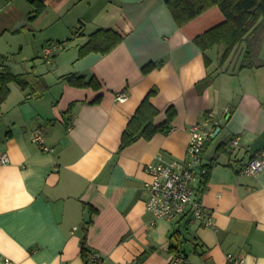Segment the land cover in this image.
Returning a JSON list of instances; mask_svg holds the SVG:
<instances>
[{"label": "crops", "instance_id": "obj_1", "mask_svg": "<svg viewBox=\"0 0 264 264\" xmlns=\"http://www.w3.org/2000/svg\"><path fill=\"white\" fill-rule=\"evenodd\" d=\"M41 2L44 11L29 31L51 28L68 65L60 55L56 78L44 80L47 89L38 98L11 84L0 106V154L9 159L0 165V264H84V235L100 264H174L178 257L182 264H228L227 255L264 264V170L256 176L237 171L240 161L264 151V65L238 70L234 55L221 66V47L202 53L195 46L194 38L223 22L219 8L177 27L163 0ZM31 10L29 0L23 7L0 0V38L18 33L11 26ZM99 29L117 32L121 42L106 54L79 57ZM255 48L264 62V34ZM2 49L11 68L13 56ZM147 65L152 68L144 73ZM68 74L95 79L99 87L71 86L61 80ZM151 89L157 92L150 102L161 112L155 124L166 120L167 108L174 110L170 131L119 151L127 123ZM120 93L124 102L116 100ZM208 112L222 117L213 140L220 138L203 149L209 175L195 189L215 228L187 217L156 219L145 208L144 166L158 156L183 161L189 128ZM39 126L51 152L32 142ZM233 136L240 138L236 148Z\"/></svg>", "mask_w": 264, "mask_h": 264}, {"label": "trees", "instance_id": "obj_2", "mask_svg": "<svg viewBox=\"0 0 264 264\" xmlns=\"http://www.w3.org/2000/svg\"><path fill=\"white\" fill-rule=\"evenodd\" d=\"M163 2L177 27L183 26L213 6L218 7L224 17L223 22L194 38L195 46L202 53L214 47H221L222 52L219 59L221 66L234 55L240 58L237 61L238 70L264 65V62L259 60L255 48L260 41V36L264 34V0H163ZM29 4L32 10L28 13L27 20L33 22L43 13L44 5L41 0H29ZM121 40L122 37L117 32L99 29L89 35L87 41L79 48V57L91 52L106 54L115 48ZM204 56L205 64L208 65L210 61L205 54ZM9 63V57L0 55V106L7 98L11 84L18 86L22 91H27L29 97L42 96L47 89L44 78L33 71L14 74ZM151 68L147 65L143 68V72L146 73ZM209 79V77L206 78L201 85H207ZM61 80L74 87H99V83L95 79L86 82L74 74L62 76ZM156 92L155 89H151L137 107L122 133L119 151L139 139L149 140L156 134L165 135L170 131L175 114L172 107L165 111L166 120L155 124V120L161 112L152 105L150 98ZM71 111L72 108L69 107L66 114H71ZM208 175L209 172L206 169V173L201 176L202 182L207 180ZM93 254L95 253H89L86 247L84 235L80 249L84 264L101 263V257L98 261L90 260Z\"/></svg>", "mask_w": 264, "mask_h": 264}, {"label": "built area", "instance_id": "obj_3", "mask_svg": "<svg viewBox=\"0 0 264 264\" xmlns=\"http://www.w3.org/2000/svg\"><path fill=\"white\" fill-rule=\"evenodd\" d=\"M59 47L50 45L43 48L45 62H50ZM126 94L120 93L116 100L124 102ZM222 126L220 115L208 112L203 121L189 128V141L183 161H167L158 156L154 162L144 166V173L148 180L142 185V192L146 195L145 208L156 219L174 221L187 217L189 223L198 222L201 227L214 229L215 224L206 213L202 201L196 193V181L206 173L202 165V152L206 144L210 143L218 134ZM32 142L37 144L43 152H51L52 148L46 145L44 129L39 126L32 132ZM240 143L239 136L230 139L234 148ZM9 162L5 153L0 154V165ZM264 170V151L256 153L247 160L240 161L237 171L240 175L256 176ZM98 254H93L90 260H99ZM228 264H243V260L227 255ZM183 259H174V264H182Z\"/></svg>", "mask_w": 264, "mask_h": 264}, {"label": "rangeland", "instance_id": "obj_4", "mask_svg": "<svg viewBox=\"0 0 264 264\" xmlns=\"http://www.w3.org/2000/svg\"><path fill=\"white\" fill-rule=\"evenodd\" d=\"M16 7H23L26 0H11ZM0 12V17H1ZM24 21L15 22L10 29H18V33H7L0 38V50L3 48V54L12 55L11 68L14 73H21L25 71H33L36 74H42L44 80H53L56 78L58 71L56 70L55 62L60 55L66 62V53L60 50V45L55 39L51 38V28L29 31L30 22L26 19ZM57 45L59 49L50 59V62H45L43 58V48ZM56 55V56H55ZM68 65V62H66ZM66 65V66H67ZM13 88L15 86L12 85ZM14 91V90H13ZM17 91V90H15ZM17 93V92H14ZM220 137L212 140L216 143Z\"/></svg>", "mask_w": 264, "mask_h": 264}]
</instances>
